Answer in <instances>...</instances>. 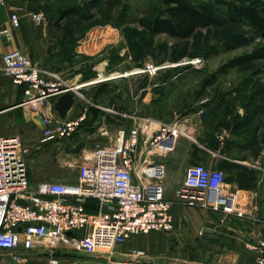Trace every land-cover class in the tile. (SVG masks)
Instances as JSON below:
<instances>
[{
  "label": "built area",
  "instance_id": "2783aa9c",
  "mask_svg": "<svg viewBox=\"0 0 264 264\" xmlns=\"http://www.w3.org/2000/svg\"><path fill=\"white\" fill-rule=\"evenodd\" d=\"M20 10L16 6L10 13L15 27L21 23ZM32 15L44 19L42 12ZM203 62V57H196L185 63ZM158 69L147 64L145 71L156 73ZM0 74L26 85L21 104L40 112L44 141L69 139L85 124L89 114L85 107L72 118L52 117L53 101L77 89L56 68L43 67L21 49H13L2 54ZM210 99L199 100L200 113L206 112ZM102 134L109 140L85 149L73 182H34L24 138L19 134L0 136V251L13 252L18 260L26 257L24 252L38 255L41 251L50 255V264H60L58 251L66 244L90 255L108 252V264H134L146 251L132 249V259L119 261L114 258L116 246L135 234L173 230L174 202L225 215H245L237 194L226 188L225 171L202 162L188 166L175 198L167 197L163 158L177 148L180 136L191 137L180 121L145 116L113 134L107 129ZM247 246L255 252L256 262L264 264V231Z\"/></svg>",
  "mask_w": 264,
  "mask_h": 264
},
{
  "label": "crops",
  "instance_id": "0c3cea01",
  "mask_svg": "<svg viewBox=\"0 0 264 264\" xmlns=\"http://www.w3.org/2000/svg\"><path fill=\"white\" fill-rule=\"evenodd\" d=\"M71 1L83 0H52L48 1L49 3L45 1L34 4L22 0H4V3H1L0 0V60L5 52L21 49L43 67L60 71L71 70L79 82L75 83L77 89L92 87L96 81L83 70L82 64H77V57L68 55L69 47L64 42V31L59 33L58 26H52L44 12L46 5L58 11V5L64 6ZM16 6H21L19 27L13 26L10 21V13ZM35 11L42 12L45 19H35L32 15ZM62 26L64 27V24ZM106 27L119 30L117 26L110 24ZM52 28H56V34L50 38ZM4 29L7 31H2ZM123 46H114L118 49L119 58L116 65L119 67L125 59ZM86 52L90 53L88 50H77L80 54ZM114 64L115 61L110 62V59H107L104 65L109 68L103 65L102 72L97 68V74L104 77L101 81L121 77V73L110 69ZM171 79L168 77L165 81ZM237 87L241 89L243 85ZM25 88V84H17L11 77L0 74V136L19 134L24 138L25 145H34L37 144L40 132L43 136V121L39 111L21 104L25 97ZM238 88L221 91L219 98H213L215 102L207 106V112L202 113L197 128L192 126L197 130L199 137L194 140L193 136H180L184 139L179 141V138L177 148L163 160L167 169V197L173 199L175 187L180 186L185 179L187 167L185 161H182L183 155L189 146L193 145L194 161L205 163L209 167H220L225 171L226 188L237 194L238 203L245 215H225L210 209L174 202L171 207L175 218L173 230L131 236L125 243L116 246L115 260L132 259V249H144L146 255L137 259L134 264H258L255 252L247 246V242L257 240L264 231V91L252 97L255 106L246 107L242 99H237ZM57 101L58 98L53 101L51 108V115L55 119L75 117L87 104L76 95L67 115L62 116L56 107ZM92 101H89V104ZM96 106L102 107L99 104ZM138 107L142 110L143 105ZM107 110L114 111L111 108ZM90 117L91 114L89 119ZM99 128L112 132L106 125ZM183 130L192 134L186 128ZM209 130L213 139L207 132ZM193 140L196 142H191ZM177 168H182V171ZM68 252L73 254L75 250L62 244L58 255L67 257ZM24 253L26 257L18 260L13 252L0 251V264H50V255L45 252L39 251L38 255Z\"/></svg>",
  "mask_w": 264,
  "mask_h": 264
},
{
  "label": "rangeland",
  "instance_id": "374dc122",
  "mask_svg": "<svg viewBox=\"0 0 264 264\" xmlns=\"http://www.w3.org/2000/svg\"><path fill=\"white\" fill-rule=\"evenodd\" d=\"M22 1L34 4L52 0ZM127 1L130 13L124 21L117 18V10H119L117 5V9H112V16L101 12L100 8L104 11V2H99L93 11H88L82 6L84 3H81L82 16L65 18H59L60 10L54 11L46 5L47 8L44 10L46 19L52 26H58L59 33L61 30L68 31L69 24L78 25L77 33H73V49L68 51V55L77 57L75 59L77 64H82L83 70L87 71L96 83L89 89H76V95L87 102L84 106L88 108L92 117L85 121L78 132L69 139L59 142L44 141L40 132L37 144H26L30 176L34 182L43 179L76 181L85 149L95 143H105L109 140L99 128L102 125H106L113 134V131L115 133L122 127L132 126L145 116L166 121L178 120L182 128L192 132L190 135L195 140L199 135L192 126L197 128L196 125L203 116L198 112L201 107L199 100L203 97H211L210 101H212L221 91L227 92L230 88L240 86V82L244 79H248L246 82L248 86H243L246 92L250 91L258 96L264 88V57H260L261 53H259L261 46H264V39L251 27L227 21L222 25L200 29L195 36L188 39H178L168 34L154 35L141 25L140 19L147 20L151 11L158 12L161 6L160 0ZM190 1L197 6H210L223 17L227 2L264 5V0ZM90 14L93 16L89 17ZM109 24L117 26L119 30L107 28ZM52 29L50 38L56 34L54 31L56 28ZM234 38L239 42L235 46L231 45L234 43ZM119 44L124 45L122 48H125V59L120 67L116 65L119 54L118 49L114 47ZM86 47L87 49H84ZM82 49L90 53H77V50ZM196 57H203L204 62L201 65L185 63ZM107 59H110V62L115 61V68L111 65L110 69L121 73V77L101 81L104 77L101 76L102 74H97V68L102 72ZM147 64L159 66L158 71L156 73L145 71ZM104 67L109 68L107 65ZM222 67L227 71L222 72L209 87H203L207 77ZM261 67L263 70L260 72ZM61 73L70 83L77 82L71 70ZM168 77L172 79L166 82ZM242 94L243 92L240 95ZM91 100L93 101L89 104ZM96 104L102 107L98 108ZM140 104L143 105L142 110H139ZM107 108L114 111H108ZM96 109L99 111L97 112ZM207 132L213 139L211 131ZM179 138V141L184 139ZM194 140L191 142H196ZM194 155L195 148L190 145L182 158L186 167L198 162L193 160ZM181 169L179 171H182ZM177 188L179 185L175 187L173 198ZM66 254L67 257L58 255L60 264H107L105 258L109 255L108 252L96 256L79 251L73 252L74 255L71 252Z\"/></svg>",
  "mask_w": 264,
  "mask_h": 264
},
{
  "label": "trees",
  "instance_id": "16d2710c",
  "mask_svg": "<svg viewBox=\"0 0 264 264\" xmlns=\"http://www.w3.org/2000/svg\"><path fill=\"white\" fill-rule=\"evenodd\" d=\"M99 2H104L103 10L104 14L112 16V9L117 7L118 20L124 21L127 19L130 11L127 0H83L81 2L71 1L69 4L64 6L58 5V10L61 11L59 18H65L66 16L74 17L77 15L83 14V9H81V3H84L82 6H85L88 11H93L96 9ZM227 9L225 10L224 17L220 16L213 8L210 6H197L190 0H160V9L158 12L151 11L150 18L140 19L141 25L151 34H168L172 37L178 39H188L196 35V33L203 28H211L213 26L222 25L225 22L229 21L231 23L243 24L251 27L261 38L264 39V5L260 3H236V2H227ZM106 5L108 7H106ZM117 5V7H116ZM119 5V6H118ZM85 9V10H86ZM99 9V8H98ZM153 9L154 6H153ZM112 13V14H111ZM93 16L90 14L89 17ZM75 19V18H74ZM120 23V22H119ZM70 27L68 31L63 33L64 42L68 45V51L73 49V33H77L78 25L69 24ZM76 36V34H75ZM239 42L234 38V43L231 45L235 46ZM68 53V52H67ZM260 57H264V46L260 48ZM122 59V57L120 58ZM228 67V66H227ZM58 70V69H57ZM263 70V67L260 68V72ZM227 69L222 67L219 71L213 73V75L208 76L207 79L203 82L206 87L207 85L213 84L217 80L218 76ZM86 77V76H85ZM250 80V79H249ZM248 79H244L240 82L243 86L246 85ZM236 89L238 87H235ZM239 94L237 99H242L246 107L255 106L253 103L252 97L255 95L252 92H246L244 88H238ZM256 90H254L255 92ZM264 91V88L261 89L260 93ZM243 92L242 95H240ZM219 98V94L217 95ZM222 97V96H220ZM56 103V107L62 116H66L68 110L72 107L76 94L74 91H67L63 94H60ZM236 99V100H237ZM215 100L207 104L209 107ZM236 103V102H235ZM257 104V103H256ZM90 115V113H89ZM89 119V116H88ZM87 119V121H88Z\"/></svg>",
  "mask_w": 264,
  "mask_h": 264
},
{
  "label": "bare ground",
  "instance_id": "6f19581e",
  "mask_svg": "<svg viewBox=\"0 0 264 264\" xmlns=\"http://www.w3.org/2000/svg\"><path fill=\"white\" fill-rule=\"evenodd\" d=\"M139 69V68H138ZM141 69H143V68H141ZM115 76V75H114Z\"/></svg>",
  "mask_w": 264,
  "mask_h": 264
}]
</instances>
